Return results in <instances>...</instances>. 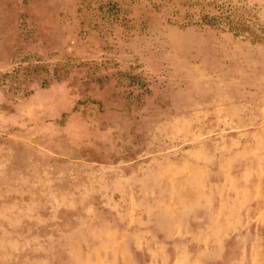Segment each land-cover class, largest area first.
<instances>
[{
    "label": "rangeland",
    "instance_id": "obj_1",
    "mask_svg": "<svg viewBox=\"0 0 264 264\" xmlns=\"http://www.w3.org/2000/svg\"><path fill=\"white\" fill-rule=\"evenodd\" d=\"M0 264H264V0H0Z\"/></svg>",
    "mask_w": 264,
    "mask_h": 264
}]
</instances>
